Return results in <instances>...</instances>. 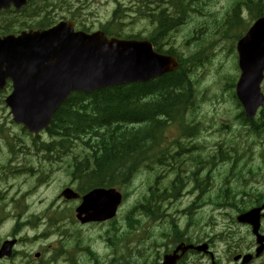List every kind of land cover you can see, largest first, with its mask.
<instances>
[{
  "label": "trees",
  "instance_id": "obj_1",
  "mask_svg": "<svg viewBox=\"0 0 264 264\" xmlns=\"http://www.w3.org/2000/svg\"><path fill=\"white\" fill-rule=\"evenodd\" d=\"M69 2L70 0H28L25 8L19 12L3 11L0 14V21L6 27L0 33L14 32L16 28L7 25L11 21L8 18H12L14 12H16L15 23L20 29L31 23H36L37 27L51 25L58 19V15L56 16L58 12L55 15L53 13L54 7L63 6ZM198 2L203 0H139L141 7L136 10V19L141 16V19H145L149 25H152L146 38L153 43L156 51L177 57L179 65L176 71L145 83L117 85L90 93H73L55 111L47 132L55 136L57 157L67 154L71 149L75 150L66 162H71L73 159L72 176L77 179L75 185L79 193H84L94 186L107 184H122L126 188L140 170L147 169L150 173L156 169L147 158H142L135 163L126 159H129L135 150L143 149V143L150 131H156V127L161 129L163 122L158 120L159 116L170 121H179L180 118L185 120L188 109L195 102L191 79L193 67L199 64L201 58L196 54H189L182 58L171 47L175 46L174 44L164 46L168 43L167 40L173 30L183 23L186 11L193 9ZM253 2V0L250 2L238 0L233 4L230 17L226 16L225 23L229 26L238 25L234 16L239 12L240 5L245 4L250 8ZM257 2L260 3V0ZM145 3L147 4L144 11ZM120 14L121 10L116 9L113 17L119 18ZM101 29L108 36L123 35L121 25L116 22H106ZM82 30L87 29L82 28ZM226 32L227 30L225 34ZM139 36L135 35V37ZM171 37L174 39V35ZM237 120L245 127L247 134L264 139V115L259 120L252 121L238 112ZM182 124L180 123V126ZM193 130L196 135L197 128ZM189 135L187 134L185 138ZM173 148H176V145ZM178 148H182L181 145H178ZM200 153H202L201 148L198 151V154ZM176 162L180 163L181 160ZM202 162V159L197 160L195 166H199L200 170L209 169L210 166L203 169ZM207 165H211L209 159ZM230 171L233 179L240 183V189L230 192L228 174L223 173L220 180L226 195L222 201L224 206H235L241 210L243 208L240 207L249 202L262 201L264 191L254 192L253 198L246 201L244 196L248 193L244 191L246 178L242 175V169L231 167ZM183 188V178L178 177L172 184L171 181L169 182V188L150 187L146 195L135 202V212L144 218L146 215L143 214L165 210V201L171 200L174 194H179ZM252 188L255 189V186L248 187V189ZM128 220L130 222L121 232H118L115 227L105 231V237L111 248L127 249V242L131 237L130 230L140 224L136 219ZM168 230L175 232V238L169 232L172 234L169 240H174L176 243L184 240L188 235V233L182 234L175 224Z\"/></svg>",
  "mask_w": 264,
  "mask_h": 264
},
{
  "label": "water",
  "instance_id": "obj_2",
  "mask_svg": "<svg viewBox=\"0 0 264 264\" xmlns=\"http://www.w3.org/2000/svg\"><path fill=\"white\" fill-rule=\"evenodd\" d=\"M25 1L0 0V9L10 4L19 8ZM237 50L242 71L237 95L251 116L254 112L251 106L261 99L258 83L264 67V18L240 40ZM176 66L175 58L156 53L146 40L107 38L100 30L90 34L73 32L71 23L60 22L48 30L0 37V88L6 79L11 80L14 91L6 101L12 107L13 120L35 132L48 124L56 104L70 91L148 81ZM61 195L66 199L77 197L69 190ZM119 202L120 195L113 190H94L82 197L76 208L77 218L82 221L111 218ZM261 208L264 205L238 217L239 221L252 224L254 234ZM263 240L264 236H257L260 246L256 254L264 249ZM6 243L0 249V256L6 251ZM205 248L202 245L197 250ZM178 249L184 251L187 247L178 246ZM177 258L176 253L168 255L163 264H174ZM248 259L246 255L243 262Z\"/></svg>",
  "mask_w": 264,
  "mask_h": 264
},
{
  "label": "rangeland",
  "instance_id": "obj_3",
  "mask_svg": "<svg viewBox=\"0 0 264 264\" xmlns=\"http://www.w3.org/2000/svg\"><path fill=\"white\" fill-rule=\"evenodd\" d=\"M237 1L238 0H203V2H198L196 5L194 4L195 7L193 9L186 11L180 28L173 31L172 35H174V39L171 35L167 40L170 45H175L172 46V48L175 52L180 54L182 58L189 54H196L201 58L199 64L193 67L191 80L194 86V94L197 87L199 92L198 99L203 102L200 105L199 116L203 117L202 120L205 123L197 127L196 135H194L195 130L189 131L190 135L185 138L184 144H176V148H178V145H181L184 150H187L185 152L186 155L183 156V160H187V162L182 163L181 161V165L195 166V162L202 159L203 162L201 165L203 169H206L207 166H211L207 165L208 154L206 151L212 146V143L202 144L198 143L196 140V138L203 131H212L214 134L213 144L222 143L227 149L232 151L235 149H243L252 141L264 144V139L247 134L245 127L237 120L238 112L235 111L237 110V104L235 99L232 97L231 88L229 87L230 77L232 76L233 79L237 74V71L235 74L233 68V66L236 65V58L234 56L230 58V55L232 54L230 43L236 34L238 25L232 24L229 26L225 23L227 18L224 14V10L229 4L233 5ZM128 3L129 0L119 1V4H126L127 6ZM68 4L72 8H78V10L82 8L80 6L78 7L79 3L71 0ZM113 5V0H90L89 6L91 10L93 9V13L91 15H87V17L92 29H96L100 21H102L103 25L108 22L105 19L109 17V12ZM59 11V6L54 7V15ZM63 12L64 9L62 8L61 12L57 16L58 19L61 17ZM129 23L134 25L135 21H131ZM130 29L132 31H144L148 28L137 24L133 27H127L126 31ZM226 30L227 32L225 34ZM142 35H145V32H143ZM191 35L193 36L191 37ZM263 85L264 81L262 86ZM195 107L196 97L193 106L187 111V115L185 117L187 122H193ZM4 121L6 122L5 127L18 131V128L15 127L14 124L8 123L10 118L4 104L2 103L0 104V122L2 123ZM24 138L28 139L30 137L28 135H24ZM210 139L213 141V138ZM193 147H196L198 151L199 148H201L202 153L191 154ZM220 163L223 162L217 163L218 167L221 166ZM228 169H231V167ZM16 174L17 172L11 174L10 171H8L6 176L12 178ZM222 175L223 172L218 174L217 171L210 174V181L212 180V183H214L210 191V197L215 201H222L226 198L225 189L220 180ZM55 176V185L53 184L50 187H45L32 195L33 198L30 201H32V205H35L33 206L34 208L38 206V203L45 202L44 198H49L51 196L53 197L49 202V207L53 209L59 205L57 196L59 195L60 188L64 184L69 183V179L65 176V172L60 166H57ZM156 178L160 182H168L169 174L157 168L156 171L154 169L150 173H148L147 169H142L134 175L131 184L125 188L126 198L123 206L119 209V217L122 216L123 211L128 205L139 200L141 196H144L142 195L143 193L141 194V192H143V187L149 185ZM245 178L246 181L244 191L248 194L244 197L247 201V199L253 198V194L255 192L254 188L248 189V187L250 185L255 186L261 184L264 179V163L261 162L260 170H257L253 175ZM227 180L230 192L232 190L240 189V183L233 179L231 172H228ZM183 184L187 186L186 188L184 187L181 189L179 193L188 191V181L183 179ZM72 187L75 189L76 185L73 184ZM65 206L69 209V207L76 206V202H66ZM236 211L237 208L235 206L229 205H222L219 210L214 209L212 205L207 208L202 205L196 206L189 214V217L185 220V228L188 233L187 236L190 239L194 237L205 238L207 236L210 242L214 245L212 250L219 253L222 259H231L229 254L230 249L227 246V243L224 247L223 241L221 240L227 239V232L238 231V233L233 235L229 240L235 238L239 243L242 242V250L243 247L250 244L251 241L250 237L247 236V233L245 232L246 230H244L241 225L234 222L233 217ZM22 213L25 212L22 211ZM211 216L215 218L214 221L212 220L211 223H206V220L211 219ZM200 217L202 218L201 225L199 224ZM177 219L178 215L176 211H171L166 216L167 223L174 224ZM5 223L7 225L3 226L1 229V238L6 237L13 228L9 226L11 223L10 219L5 220ZM98 228V226H89L87 227L86 232H91L90 235L94 236L96 235ZM141 232L142 227H139L138 233ZM167 236L168 238L172 237V234H168ZM132 239H134V241L136 240L134 237ZM127 244H129V241ZM157 249V252L159 253L163 248L162 246H157ZM143 251L144 249L141 250V254ZM154 251L152 253H154ZM121 254L122 250L120 249L119 252L114 254L117 255V257H114L111 261L110 259H107V262H110V264H122L123 261L127 259L118 256ZM156 254L157 253L153 255L152 260L156 258ZM138 256L139 255L135 253H131L127 263L132 260H137ZM262 261H264V257ZM45 262L49 263L48 260H45Z\"/></svg>",
  "mask_w": 264,
  "mask_h": 264
},
{
  "label": "flooded vegetation",
  "instance_id": "obj_4",
  "mask_svg": "<svg viewBox=\"0 0 264 264\" xmlns=\"http://www.w3.org/2000/svg\"><path fill=\"white\" fill-rule=\"evenodd\" d=\"M29 136V135H28ZM30 137V136H29ZM51 151V153L52 152H54V150H50ZM49 151V152H50ZM187 150H184L183 148H176V149H173V150H171V152L169 153V156H168V158L169 159H171L172 161H174V162H176V161H178V160H181L182 161V163H186L187 162V160H183V156L184 155H186L185 154V152H186ZM193 153H198V149L196 148V147H193L192 148V150H191V154H193ZM53 154V153H52ZM164 158V160H165V164L167 163V161H166V157H163ZM150 162V161H149ZM151 163V162H150ZM152 164V163H151ZM158 165H160V166H162L160 163H158ZM157 169V168H156ZM156 169H155V171H156ZM153 171V170H152ZM14 172H16L15 170H11L10 171V173L12 174V173H14ZM52 174V169H50L49 167H44V168H42L40 171H38V181H37V183H39V184H41V183H44L45 182V180L46 179H48V178H50V175ZM179 178V177H178ZM209 178H210V176H209ZM155 182H160V181H158L157 180V178L154 180ZM173 182V181H172ZM186 186L187 185H184V187L186 188ZM22 214H29V215H32V213H22ZM132 217H133V215H131ZM162 222L163 223H167V221H166V217H164V219L162 220ZM139 227L140 226H138V227H134V228H132V230H130L131 231V234L133 235V234H137L138 232H139ZM169 234V232L168 233H162L161 235H159V236H157V238H153L152 237V235L151 234H148L147 235V238L149 239V240H152V242L150 243V245H149V248L151 249V250H155L154 251V253H152L151 252V250L150 249H147L143 254H139V256L138 257H142V255H144V256H146L145 258H146V260H145V262L146 263H148V264H159V262H160V260H161V258H162V256H164L166 253H167V250H168V246L174 241H171V240H169V238H168V235ZM73 238L74 239H76V235H74L73 236ZM133 237H130L129 239H128V241H129V244H127V250H129V249H131L134 245H135V243H136V241L137 240H135L134 241V239H132ZM187 238L188 239H190L188 236H187ZM195 241V240H194ZM157 246H162V248H165L166 249V253L164 254V255H162L161 256V258L159 259V256H160V253H161V251L162 250H165V249H162V250H160V252L158 253L157 252ZM177 246V245H176ZM175 246V247H176ZM174 247V248H175ZM173 248V249H174ZM255 246H254V244L253 243H251V244H247V245H245L244 247H243V252L244 253H254L255 252ZM172 249V250H173ZM155 253H157L156 254V258L154 259V260H152V257H153V255H155ZM186 256L188 257V256H194L193 254H192V250H188L187 252H186ZM17 257V256H16ZM197 259H198V261H202V264H211V262H210V258H209V256L208 255H200V254H198L197 256ZM263 257H264V254L262 255V256H260V257H257V258H252L251 260H250V262H249V264H264V261H262V259H263ZM74 259V258H73ZM6 263L7 264H39V261H38V263H37V260H33V258L32 259H28V260H25V259H22V258H16V259H11V260H6ZM223 264H233V261H232V259H223Z\"/></svg>",
  "mask_w": 264,
  "mask_h": 264
},
{
  "label": "bare ground",
  "instance_id": "obj_5",
  "mask_svg": "<svg viewBox=\"0 0 264 264\" xmlns=\"http://www.w3.org/2000/svg\"><path fill=\"white\" fill-rule=\"evenodd\" d=\"M188 134H189V132H188ZM72 190L76 193V195L77 196H79V197H81V196H83L86 192H84V193H79L78 191H76V188L74 189L73 187H72ZM76 202V205H77V201H75Z\"/></svg>",
  "mask_w": 264,
  "mask_h": 264
}]
</instances>
